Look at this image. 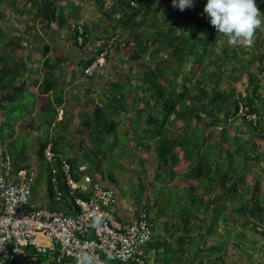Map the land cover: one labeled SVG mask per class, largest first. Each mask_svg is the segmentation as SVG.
Returning <instances> with one entry per match:
<instances>
[{"label":"trees","instance_id":"1","mask_svg":"<svg viewBox=\"0 0 264 264\" xmlns=\"http://www.w3.org/2000/svg\"><path fill=\"white\" fill-rule=\"evenodd\" d=\"M93 1L99 16L95 27L82 21V5L72 0H24V3L0 0V111L3 112L0 146L7 142L3 153L11 156L15 172L29 168L35 157L38 172L31 206L43 204L73 212L74 197H87L80 191L72 193L68 187L66 164L77 180L83 173L80 167L86 165L90 174L95 171L116 187L120 186L110 171L111 164L103 166L105 171L100 164L102 157H110L104 149L115 143L110 142L111 138L126 139L121 144L134 147V151L120 152L119 166H124L123 159L136 162L132 186L135 188L138 180L139 191L149 193L139 201H154L150 167L156 168L155 178L165 184L166 191L169 184L183 175L193 183L203 179L206 187L216 189L214 195H209L214 191L200 194L198 188H190L188 200L182 197L184 190L178 192L180 209L176 212L182 233L167 229L178 245L173 248V240L156 236L154 229L149 244L156 249L157 264H228L226 259L237 255L235 248L244 246L237 240H249L242 232L247 229L258 233L261 242L255 241L253 250H245L240 264H252L257 249L258 259L253 263L264 264V126L254 125L239 114L241 105L251 112L264 113V35L261 34L264 23L255 30L250 42L242 40L229 45L228 37L217 32L203 11L207 0H194L193 7L184 11L174 8L172 0H111L110 7L108 0ZM66 4L71 5L68 13L62 8ZM2 6L9 9L2 11ZM257 6L264 22V0H257ZM26 16L30 20L22 22ZM79 25L84 29L82 34ZM104 25L105 30L94 35ZM59 29L67 31L68 39L79 48L88 45L95 36L92 44L98 46L97 52L92 51L93 56L82 62L83 69L111 40L113 50L109 59L130 65L129 69H114L102 94L91 97L88 101L91 108L83 113L74 101L68 100L66 104L63 90L50 77L38 90L41 104L37 107V94L30 90L33 84L25 80L28 65L44 56L50 45L41 30L47 31L55 42ZM106 74L97 72L85 79L94 80L96 76L103 79ZM51 91L52 95L47 97ZM61 106L64 107L59 110ZM61 111L64 117L57 121ZM121 113L135 114L134 121L129 122L141 124L132 139L118 137L122 123L116 117ZM77 118L80 120L77 133L85 135L82 138L85 145L82 144L80 156H71L61 147V142L71 136ZM22 128L28 133L41 132L26 138ZM219 129L222 135L217 134ZM29 140L37 141L33 146L36 151L29 150ZM131 140H135L134 145H130ZM89 141L94 147L88 145ZM48 147L54 154L51 162L46 157ZM252 174L253 183L247 185ZM95 179L98 180L96 176ZM41 186L45 188L47 202L39 195ZM171 195L166 198L167 204ZM164 211L170 218L172 209ZM203 215L209 218L206 225H202ZM235 228L238 234L241 232L235 233L238 239L232 233ZM194 229L198 231L191 237ZM206 237L215 239V245L208 247ZM47 259L41 256L38 262ZM232 264H238L237 259Z\"/></svg>","mask_w":264,"mask_h":264},{"label":"built area","instance_id":"2","mask_svg":"<svg viewBox=\"0 0 264 264\" xmlns=\"http://www.w3.org/2000/svg\"><path fill=\"white\" fill-rule=\"evenodd\" d=\"M79 32H84L82 26ZM79 41L82 43V36ZM112 42L84 68L85 77L93 76L105 65ZM239 114L254 125L264 126V113L251 112L241 105ZM46 157L53 160L51 147ZM64 170L72 193L80 191L87 197H74L73 212L32 207L37 171L22 168L15 172L11 156L0 151V264H147L145 248L155 229L152 215L143 209L134 222H119L114 215L115 189L95 180L85 165L80 167V180L71 175L69 164ZM60 196L58 193L57 199ZM41 256L48 259L38 262Z\"/></svg>","mask_w":264,"mask_h":264},{"label":"crops","instance_id":"3","mask_svg":"<svg viewBox=\"0 0 264 264\" xmlns=\"http://www.w3.org/2000/svg\"><path fill=\"white\" fill-rule=\"evenodd\" d=\"M62 8L64 9L66 13H68L71 10V5L66 4L62 6ZM98 17L94 21L90 20L91 23L88 24L89 27L96 26L95 22L98 20ZM52 27L55 30L56 26L53 25ZM105 28H106V25L97 28V30L94 31V35H97V34L99 35L105 30ZM41 34L43 35V38L50 44L47 48L48 51L39 60H36L31 65H28L27 71H26L27 73L25 77V80L27 82H31L33 84L30 90H32V92H35L37 94L36 95V97H38L37 107L38 106L40 107V104H41V101H40L41 96L39 98L38 90L42 88L45 79L50 77L52 80H55L57 82V86L59 90H63L66 104L68 100L74 101V104L78 107V111L83 113L85 110H88L91 108L90 104L88 103L89 99L91 97L97 98L98 95L100 96L102 94L108 82V78L112 77V74L115 73L114 71L115 68L129 69L130 67L129 64L125 65L123 62L114 63L113 61L116 60L115 58V59H112L111 65L105 71V73H107L105 75V78L102 79L100 78V76H96L94 80L85 79L83 77L82 62L87 61L90 58L91 56L90 50H91V46H93V44L91 43H92V40L95 39V36L92 37L91 42L88 45H86L83 48H79V47L73 46L72 42L68 39V34H67V31L65 30H61V29L57 30V34L59 36L55 42H53L52 39L48 37L47 31L41 30ZM28 52H29L28 49H26V54ZM53 72H54V75H52ZM52 93H53L52 91L48 93L47 97H49V95L51 96ZM63 107L64 106H61L59 110L63 109ZM2 114L3 112L0 111V120L3 119ZM63 117H64V113L63 115L61 114L58 115L57 121H61ZM135 118H136L135 114H127V113H121L120 115L116 117V120L117 121L119 120L120 123H122L119 129L120 132L118 133V137L120 136V137H128L131 139L133 138V136L136 134V129L141 127V124L132 122L134 121ZM130 119L132 120L131 122H129ZM79 121H80L79 118H77L75 122V126H74L75 128H73L74 130L71 136H69L66 140L61 142V147L64 149V151L67 152V154L71 156H80L79 152L83 147L82 144H84L82 142V138H84L85 135L83 136L77 133V129L80 127ZM122 130H125V131L122 132ZM40 132H41L40 130H35L32 133H28L23 128L21 129L22 135L26 136V138L33 137V135L34 136L39 135ZM220 135H222V133H220ZM113 141H117V138L114 137L113 140L112 139L110 140V142H113ZM134 141L135 140H131L130 145H134ZM6 143L7 142L2 143L0 146V151L2 153H3V150H6L7 148ZM36 143L37 141L32 142L29 140L28 141L29 150L36 151V148L33 147L34 144ZM88 145H90L91 148L94 147V144L92 143V141H89ZM120 146L121 147H119V151L122 149L123 150L126 149V151L132 150V152L134 151V147L126 148L122 144ZM102 159L103 161H102V164L100 165H102L101 167L105 171L104 169L105 167H103L105 165H103V163L104 164L106 162L110 163L109 160L111 159L110 157H102ZM121 161L124 164V166H126L125 163L127 164L128 163L127 161H129V159L128 160L123 159ZM219 162L222 163V160H219ZM107 166L109 165L107 164ZM135 166H136V162H134L133 159L130 160V165L129 167H127V169L128 171H130L131 174H133V170L135 169ZM29 168L35 169L38 172V163L35 157L32 160L31 166ZM151 169L153 171L152 172L149 171V175L151 176L152 181L154 182V187L152 189L156 191L155 196H152V198H154V201L152 203L141 202L137 198L134 197V192L136 188L132 186L133 181L131 179H130L131 181H129V183L131 184L130 185L131 194L129 196H125V194H123V192L119 188H117L111 181L102 178L95 171L93 172V174L94 176L97 177L98 180L101 181L103 186L108 187V188H113L116 190L117 201L114 205V215L119 222L121 223L134 222L135 220H137V218L139 217L143 209L151 210L150 213L152 214L154 218H158V219L161 218V221L163 223L162 225L163 232H164V236L162 235V237L166 239H169V238L172 239L173 241H172L171 246L175 248L178 246L177 242L175 241V238H172L173 236L172 237L169 236L167 229H169L170 232L179 231L177 232V234L182 233V230H179V227L181 226V222L179 218L177 217V212H176L177 207H175L171 203L167 207V203H166L167 200L164 196H162V192L164 191H161L162 188L164 190L165 184L162 182H159L155 178L156 172H157L156 168L153 167ZM115 175L120 181V184L122 185V187L126 188V183H125L126 177L118 176L117 173ZM253 179H254L253 174L248 176L247 185H251L253 183L252 182ZM248 180H251V181L249 182ZM262 184H264V182ZM181 185H185L191 189L198 188V192L200 194H203L204 192H207V191H214V192L208 193L209 195H214L216 191V189L206 187L207 182H205L203 179L193 183L192 179L186 180L185 175L177 177L175 181L169 184L168 186H169V190L172 188H176L177 190L179 188V190L182 191L185 188L182 187ZM262 187L264 188V186ZM146 194H149V193L142 192L141 197L145 199ZM40 205H43V204H40ZM168 208L172 209L173 211L171 213L170 218L167 217V215L165 214V211L163 212V210L168 209ZM2 209H3V198L0 196V211H2ZM57 209H62V210H65L66 212H69L67 208H57ZM202 217H203L202 225H206L209 222V218H207V216L205 215H203ZM197 231H198L197 229H194L191 237H193L197 233ZM156 236H160V234ZM204 241L206 242L208 247L215 245L216 243L215 239L210 238V237H206V240ZM258 251L259 249L256 250V253L254 254V256L259 255ZM145 252L147 256L146 258L147 264H157L156 249H154L149 244L145 248ZM230 252L233 253V250ZM172 254L174 256L176 253H172ZM191 259L192 258H190V260ZM235 259L236 257L231 258V261L233 262V260L235 261Z\"/></svg>","mask_w":264,"mask_h":264},{"label":"clouds","instance_id":"4","mask_svg":"<svg viewBox=\"0 0 264 264\" xmlns=\"http://www.w3.org/2000/svg\"><path fill=\"white\" fill-rule=\"evenodd\" d=\"M193 5L194 0H172V6L174 8H178L180 11H184L187 8L193 7ZM203 11L210 19V24L217 30V32L228 37L227 43L229 45H237L242 40L250 42L255 30L260 27L262 23H264L260 18L261 11L257 6V0H207ZM97 48L98 46H91L90 57L93 56L92 51L97 52ZM112 50L113 48L111 51ZM111 51L109 53H111ZM101 52L96 55L94 60L97 59ZM111 61L112 58L109 59L108 54L105 65L97 72L103 73L106 71L111 65ZM83 77L87 78L84 76V69ZM91 175L95 179L94 174ZM97 181L101 182L100 180ZM146 210L148 211V209ZM153 219L155 218L153 217Z\"/></svg>","mask_w":264,"mask_h":264},{"label":"rangeland","instance_id":"5","mask_svg":"<svg viewBox=\"0 0 264 264\" xmlns=\"http://www.w3.org/2000/svg\"><path fill=\"white\" fill-rule=\"evenodd\" d=\"M72 1L74 3H76L77 5H82V9H81L82 12L81 13H82V21L83 22L88 21V23H91L90 20L94 21V20L97 19V17H98L97 7H96V4L94 3L93 0H72ZM21 2L24 3V0H21ZM111 4H112L111 0H108V7H110ZM1 9H2V11H7L9 8L7 6H2ZM27 20H30L29 16H26L25 18H22V22H24V21L26 22ZM15 23L18 24L17 21H15ZM261 34L264 35V28L262 29ZM95 40H96V38L93 39L92 41H95ZM113 62L116 63V62H120V61L119 60H114ZM125 65H126V63H125ZM240 84H242V83H240ZM238 123H236L235 125H237ZM234 130L235 129H232L231 132L233 133ZM218 133H223L222 129H219V131H217V134ZM111 139L113 140V138H111ZM125 141H126V139H123V141H120V140L114 141L115 143H110V144L106 145V148L104 150L107 151L108 152L107 154L110 155V159H111V160H109V162L111 164V170L110 171L113 172L114 174L117 173L118 176L126 177V180H125L126 188H124V187L121 188L122 185H120V186L118 185L117 188H119L123 192V194H125V196H129L131 194V188H130L131 184L129 183V181H131L133 178H132V174L130 173V171H128L127 167H129L131 159H129V161H127L128 162L127 164L125 163L126 166H119V161H118V159H119L118 157L120 156V152H124L125 151L123 149L119 151V147H121L120 146L121 142L122 143H126ZM107 164H108L107 162L104 164L105 167L107 166ZM149 171H151V172L153 171L151 169V167H150ZM138 175H139V172H137V176ZM248 181L250 182L251 180H248ZM139 184L140 183L137 180V182L135 184V188L136 189H135V192H134V197L137 198L138 200L141 197V192L139 191V186H138ZM115 186H117V185H115ZM262 186H264V184H262ZM44 189H45L44 186L43 187L41 186L39 188V195H41L42 198L44 199V201L47 202V198H46ZM151 190H152L151 194L155 195L156 191L153 190V189H151ZM183 190H184V193L182 195L183 199H186V200L190 199V197H191L189 195V193L191 192L190 188L188 190H185V189H183ZM161 191H164V197L165 198L170 197V193H172L171 199H170L171 200L170 203L172 205H174L175 207H177L178 210H179L180 209V204L178 203L176 198H179V193L178 192H181V190L177 191L176 188H172V189H170V191L169 190L166 191L165 189L163 190V188H162ZM145 197H147V195H145ZM169 204H167V205H169ZM162 225H163V223L161 221V218H159V219L155 218V233H156V235L160 234V235L164 236ZM236 230H237L236 228L232 230L233 231L232 233H234V236H236L235 235V233H237ZM242 232L249 240L248 241H246L245 239L237 240L240 243L242 242L241 243L242 245L244 244V246L242 248H238V247L235 248V252L237 253V255L235 257L237 259V263L238 264H240L242 262V257H244L243 255L246 253L245 250H247V251L249 249L253 250L254 247H255L253 245V243L255 241L261 242L260 241L261 240V236L258 233H256L254 230L247 229V230H243ZM239 234H241V232H239ZM239 234L237 233V235H239ZM237 237L238 236H236L235 238H237ZM232 248H234V247L232 246ZM257 259H258L257 256H253L251 258L252 264H256V263H253V262H256ZM226 261H227L228 264H232V261L230 259L227 258Z\"/></svg>","mask_w":264,"mask_h":264}]
</instances>
